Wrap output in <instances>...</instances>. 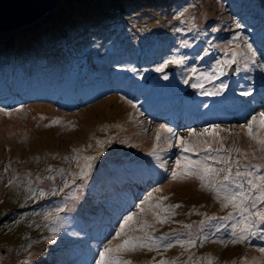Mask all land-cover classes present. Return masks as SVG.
Segmentation results:
<instances>
[{
	"label": "rangeland",
	"instance_id": "obj_1",
	"mask_svg": "<svg viewBox=\"0 0 264 264\" xmlns=\"http://www.w3.org/2000/svg\"><path fill=\"white\" fill-rule=\"evenodd\" d=\"M116 2L118 0H111V3L104 4L97 3L96 0H59V3L50 14L64 11L67 12L65 16H69L76 21L90 22L92 26L101 25L104 21L103 15L109 17L117 15L119 21L114 20L115 24L110 23L111 27L87 28L91 29L92 37L98 38L99 34H103L102 38L104 40H112L113 38L116 39V36L124 27L123 17L119 12L121 5ZM145 2L150 3L152 0H145ZM184 2L190 3L191 7L187 11H173L168 16L167 21L158 25L159 30L149 27L152 26L151 22L141 27L140 38L134 44L133 49L143 50L144 55L145 48L148 46L160 48L158 43L167 37V42L171 43L169 47L171 52L166 51L164 53L168 58L174 50L173 41L182 32L193 26L198 30L206 31V21L208 18L213 17L212 20L215 22L213 26H218L229 34L231 37L228 39L231 42H227L221 47L217 46L220 43L214 45L217 46L212 48L213 51L217 52L216 62L210 69L207 67L202 73L211 71L220 78L219 74L222 68L223 74L228 77L227 69L229 66L234 65L236 86L233 89L236 92H241L242 89H247V87L251 89V85L245 81L248 80L252 67L257 64V58L255 57L256 62L254 64L245 59L246 56L251 55L247 49L248 38L251 35L247 30H251L256 26L252 24L242 29L243 25L239 24L234 13L227 15L228 12L221 0H197V4H194L191 0ZM228 3L233 4L236 8L241 6L233 1H228ZM116 4L120 7H117ZM227 7H229L228 4ZM112 11L115 15L111 14ZM78 14L83 15L80 20L73 17ZM150 14L154 15L153 12H150ZM237 14L240 17L243 16L239 12ZM48 15L39 19L49 20L53 18V21L59 22L58 19L54 18L55 14L46 19ZM244 15L251 17V20L255 18L249 9L245 11ZM39 21L20 27L14 32L19 34L16 37L13 36V33H11L12 36L7 33L3 46L6 47L17 41L19 48H16L25 47L27 40L23 36L31 30L33 31L32 37L34 40L31 45L35 49H40L41 38L39 37L41 33L38 27L41 24L38 25ZM55 26L54 23L52 27ZM58 28V30L54 29L52 31L58 35H65L67 40L71 42V36L63 31L64 27L59 24ZM136 29L137 26H134L132 30L135 31ZM45 30V27H43V33H45ZM152 30L156 32H152ZM191 32H195V29ZM198 33L201 32L198 31ZM150 36H152L154 43L149 42ZM186 38L187 34L181 38L183 40V43H181L182 48L187 46V44H184L187 42ZM216 39L219 40V38ZM194 40L200 45L197 37ZM62 41L66 40L63 39ZM109 44L111 48L112 42ZM71 46L68 48L74 50V45ZM229 49L238 53L234 64L230 63L231 52ZM103 50H105V47L100 48V51ZM110 50L113 53V50ZM262 51H264V47ZM0 52H2L1 49ZM105 55H108V53ZM127 56V53L123 55L125 58ZM33 57L41 58L42 56L39 55V51H32L28 60L32 61ZM51 61L53 59L48 62ZM224 61H229V63L224 64ZM49 63L44 62L43 64L47 67ZM245 63L249 64L248 68L244 67ZM50 65L53 66L56 63L53 62ZM258 65L259 67L264 65V54L259 59ZM260 68L262 74H264V67ZM62 71L65 73L64 68ZM260 76L258 74L255 77L259 78ZM221 84H218L216 88L220 89ZM63 88L60 84L52 89L51 95L47 96V102H40V104L27 102L19 107H0L8 110L7 112L0 111V216L14 207L17 208L14 219L0 225V264H53L55 258L50 259V257L55 253L54 246H56L57 241H61L60 244H62V237L58 238L56 232L45 233L46 231H43L45 228H59L61 225L68 224L61 235L97 232L101 225L108 222L109 215L105 213L104 208L110 206L111 199L109 197L114 196V194H110L112 191L117 190L116 185H113V189L107 185L113 181V175L110 174L114 172V176L119 174V178L115 180L119 185L117 180L124 176L126 165L136 161L139 155L145 153H147L145 154L147 157L151 158L154 145H157L155 152L159 155H156V158L159 165L164 166L165 176L158 185L147 190L137 204L141 200H145L148 193L152 192V199L146 201V205L147 203H156L159 197L166 195L172 201L182 200L187 204L194 205L192 211L186 214H181L177 208L173 209L177 213L176 216L171 215L168 221L164 223L157 222L151 212L144 214V219L153 225L154 230L151 231V234L156 239L168 236L172 241L177 238L182 240L196 239L197 243L191 248H185L175 243L171 248L160 247L158 250L138 247L127 252L124 258L131 261V264H157L161 259L167 260L169 264H264V254L259 252V248L264 247V245L251 243L255 237L237 244L230 242L233 221H222L220 217L226 216L232 211L231 207H222L215 195L210 197L212 192L208 188H204L207 192H200L193 183L176 182L177 180L194 181L200 186V180H191L188 177L173 179L171 177L170 170L174 166L178 154L181 153V149L176 145V136L161 131V138L157 141L156 133L161 123L148 119L145 115H139L141 109L137 102L128 101L122 94L105 91L106 86L102 87L101 91H104L94 98L92 103H87L88 105H80L71 109L61 108L60 106L75 104V101L69 102L66 93L62 94L61 90ZM225 92L227 93L229 90H225ZM245 92L249 93L250 91ZM27 119H31V121L28 123ZM53 120L59 122L52 123ZM9 122L10 124L5 127ZM192 129H195V127ZM204 129L211 130V127L199 126L195 129V132L199 134ZM186 130L180 134L181 137L188 136L189 131ZM217 131L222 140L209 137L206 134L203 135L212 144L213 148L219 149L221 143L225 149L239 148L241 152L247 153L248 159L244 160V163L264 164V152L260 151L259 145L243 129L232 125L228 127L220 126ZM175 134L178 133L175 132ZM194 139L196 137H189V140ZM98 140L101 142L100 144H97ZM215 140H218L217 144H214ZM97 153H102V155H99L92 162L93 167L88 170V175L81 177L78 163L83 166L85 156H97ZM220 155H225V153L221 151ZM231 155L234 159H243L235 151ZM77 156H79V160L75 158ZM209 162L211 163V161ZM108 166L109 169H107ZM214 166L222 167L223 165L215 163ZM258 174H264V169H260ZM49 177H54V179ZM73 179H75V183L72 182ZM65 182L68 183V188H64ZM186 184H191V186L186 187ZM79 185H83V187H78ZM62 188L63 191H60ZM155 188H160L161 191L153 192ZM41 189L47 193L43 197H48L55 192L56 194L53 195H58L64 199V208L70 210L66 221L51 225L54 223L53 220L58 223L60 219L57 218L55 211L60 206L50 210L46 209L44 212H41L42 209H39L38 212L34 209L35 207H29L34 202L31 200L41 198L39 195H32V191L35 190L38 193ZM102 196L104 199H100ZM84 199H88L85 205H83ZM95 199L98 200L96 204ZM213 199L216 200V204H214ZM50 200L52 202V198L47 201ZM90 200H92V203H89ZM136 205L132 207V212L139 211ZM37 206L42 207L40 203ZM115 206L119 208L121 203L117 202ZM78 208H82V210L76 211ZM46 213H52L49 219H45ZM99 213L103 218L100 226L95 224L82 229L89 218L99 215ZM115 214H117V211ZM211 216H215L216 219L209 220L206 218ZM76 217L81 221L77 220ZM119 222L120 219L113 221V227L107 234L105 233V240L97 247L91 259V264H96L100 251L109 241H112L113 246L119 242L118 239H112L115 230L119 227ZM260 226H262V223L256 225L258 233L260 232ZM213 233L216 236H213ZM136 235L142 236L143 233L138 231ZM204 236H207L208 239L201 243L200 238ZM256 239H259L258 236ZM221 240H224L225 243H220ZM167 242L164 241V243ZM262 244H264V240H262ZM67 251L69 255H72L71 250ZM77 260L72 258L67 264H73ZM77 264H84L81 258Z\"/></svg>",
	"mask_w": 264,
	"mask_h": 264
},
{
	"label": "snow or ice",
	"instance_id": "obj_2",
	"mask_svg": "<svg viewBox=\"0 0 264 264\" xmlns=\"http://www.w3.org/2000/svg\"><path fill=\"white\" fill-rule=\"evenodd\" d=\"M239 26V25H238ZM186 43V42H185ZM247 49L251 53L250 56H246V60H250L251 63H255L256 52L252 48L251 44H247ZM231 52L230 63H236L238 53L235 50L229 49ZM184 56H176L171 60H166L164 65H161L156 70L162 71L169 63L183 64L185 62ZM224 64H228L229 61H224ZM245 68L249 67L248 63H245ZM264 67V65H260ZM193 73L196 69H191ZM220 74L222 75V68ZM202 77H206L211 80L214 79L211 74L201 73ZM167 79V77H165ZM188 81L186 80L185 83ZM203 83L192 84L193 88H203ZM221 88L226 87L221 84ZM243 95H249L248 92H244ZM0 111L7 112V109L0 108ZM58 120H53L52 123H58ZM241 129L247 130V135L259 145L260 151L264 152V112L257 115H253L251 119L247 120L245 124L239 125ZM219 125L211 126V130L204 129L201 133L197 134L194 129H190L187 137L178 136L173 132V129L165 124L159 125L156 133V140H160L161 131L171 133L176 136V145L181 149V155L177 156L174 166L170 170V175L173 179L184 178L188 176H196L201 182L202 188H208L215 193V198L220 201L221 206L224 208L231 207L226 216L220 217L222 221L232 220L231 224V240L232 244H237L250 240L252 237H257L264 240V233H258L256 225L264 222V174H258L260 169H264V164H252L244 163V160L248 159L247 153L241 152L239 148L225 149L223 144L219 149L213 148L212 144L207 140H200L198 137L207 135L213 138H220ZM189 137H196L194 140H189ZM101 142L98 140L97 144ZM170 143V142H169ZM154 145L152 154L155 155ZM221 151L225 155H220ZM237 152L243 159H234L231 153ZM205 153L201 155L199 159H193L191 153ZM102 153H97V156H85L84 165L79 167V174L81 177L88 175V170L93 167V161ZM79 160V156L75 157ZM211 161V163L209 162ZM215 163L223 165L222 167L214 166ZM235 169V170H234ZM54 179V177H49ZM75 183V179L72 181ZM67 182L64 183V188H68ZM78 187H83L79 185ZM63 191V188L60 189ZM160 188L153 189V192H160ZM47 193L43 189L37 193L32 191V195H39L43 197ZM52 194H56L53 192ZM71 195V193H69ZM153 193H148L145 200H141L136 205L138 212H129L119 222V227L115 230L113 240H119L114 246L112 241H109L107 245L99 253V259L96 264H131V261L125 259V254L138 247L149 249H159L164 247L165 249L173 247V244H179L185 248L194 247L197 243L196 239L182 240L177 238L172 241L168 236H163L160 239H156L152 236L151 231L154 230L153 225L144 219V214L151 212L155 220L159 223L167 222L171 215H174L173 209L180 207L179 204H173L165 206L161 201L166 200V196H161L157 199L155 204L147 203L152 199ZM146 205V206H145ZM62 208H57L55 211L58 214L62 211ZM52 213H46L45 219H49ZM59 218V217H57ZM209 220H215V216L206 217ZM18 222V221H17ZM203 223V221H201ZM63 226V225H61ZM223 226V225H221ZM57 229L53 228L52 231ZM219 231V229H217ZM142 232V236H137V232ZM208 237L204 236L200 238V242L203 243ZM164 241H168L164 243ZM220 243H225L221 240ZM259 252L264 254V247L259 248ZM157 264H169L165 259H161Z\"/></svg>",
	"mask_w": 264,
	"mask_h": 264
},
{
	"label": "trees",
	"instance_id": "obj_3",
	"mask_svg": "<svg viewBox=\"0 0 264 264\" xmlns=\"http://www.w3.org/2000/svg\"><path fill=\"white\" fill-rule=\"evenodd\" d=\"M114 1V0H113ZM169 0H152V2L148 3L145 2V0H118V2H116L117 4L121 5V8H119V12L121 13V16L123 17V24H125L127 26H131V24L138 22V25H140L142 27V24L144 23L143 20L145 21H149V22H158L160 19V12L157 15H152L150 14V12H155L156 8L159 6L158 3L162 2L163 4H166ZM97 3L100 4H104V3H111V0H96ZM62 3V1L60 2V4ZM99 4V5H100ZM116 4V5H117ZM117 7H120L117 5ZM147 7V8H146ZM146 8V9H145ZM152 9V10H151ZM149 11V13H147V11ZM151 10V11H150ZM80 13V12H78ZM56 15L54 18L58 19L59 22H55L53 21L54 19H49V20H45V19H40V21L38 22L40 25L38 27L39 32L41 33L40 37L41 38V48L40 49H35L34 47H32L31 43H34L33 40V31L29 30L25 33V39L27 40L25 47L23 48H19V45L17 44V41L14 42V45L9 44L8 46L4 47L3 46V41L4 38L0 37V49L2 50V52H0V72H4V68L10 69L12 68V66L16 65L17 67H20L22 70L24 69H30V67L34 64L33 62L35 61H40V62H47L49 61L50 57L49 54L50 53H59V57H57V62H56V67L55 68H48L46 70L47 74L50 75V77L52 76V74L57 73V71L55 72V69L57 68V66L59 67V65H65L68 63H72L70 65H74L76 64V62H78L79 57L78 54H75L73 52V50L69 49L68 47H70L72 44L74 45V50H81L83 47L87 46L89 43V40L87 41V37L88 35H84L83 32L87 30V28H93L96 29L100 26H110V23L115 24V22H113L114 20L119 21L117 15L113 14V11L111 12L112 15L115 16H106L103 15L104 17V21L101 25H93L90 22L87 21H76L74 19H72L69 16H65V14H67V12L64 11H58L56 13H52L49 14L46 19L51 16V15ZM61 15V16H60ZM83 15H76L73 16L74 18H76L77 20H80L81 17ZM153 16V17H151ZM129 19V20H128ZM57 20V21H58ZM56 24L55 27H52L53 24ZM59 24L61 26L64 27V33H66L68 36H71L70 38L72 39L71 42L68 41H62L63 39H67L65 37V35H58L55 34L52 30L54 29H59L58 26ZM45 25V26H44ZM43 27H45V33H43ZM80 29H77V28ZM111 27V26H110ZM90 29V30H91ZM89 30V29H88ZM56 32V31H55ZM121 32H123L125 35L128 36V32L129 30H126L124 27L121 30ZM13 33V36L16 37L17 33ZM57 33V32H56ZM130 33V32H129ZM11 35V34H9ZM12 36V35H11ZM116 39H110V42H112L113 48L114 50H117L121 47L125 46V43L129 41L128 38L126 37H122L121 35H117ZM19 38V37H17ZM38 38V39H39ZM77 39H79L77 41ZM100 40H104L103 38ZM77 42V43H76ZM58 46V47H56ZM18 47V48H16ZM62 50V51H61ZM32 51H39V55L42 56L41 58L38 57H33L32 61H29V56L30 53ZM66 52V53H70V57H65L62 53ZM130 57H133L135 59H138V61L141 59V56L139 55H131ZM117 59H122V56L119 55V57H114ZM40 91V90H39ZM90 92V89L86 88V90H84L83 95H87ZM52 198V202L47 201L48 199ZM88 199H84L83 202H86ZM31 201H34L29 207H35V210H39L42 209L41 212H44L46 209L50 210V209H54V207H58L61 206V208L63 209L62 211H60L58 214H56V216L60 217V222H55V220H53L54 223H52L51 225H55L61 223L62 221H66V217L69 216L70 210L69 209H65L64 208V199H62V197H59L58 195H50L48 197H41L39 199H33ZM40 203V205H42V207L37 206ZM85 205V203L83 204ZM57 209V208H56ZM82 209V208H81ZM36 211V212H37ZM17 212V208L14 207L13 209L9 210L8 212H5L3 215L0 216V225H3L11 220L14 219L15 214ZM39 212V211H38ZM30 214V212H29ZM68 226H60L59 230L57 232V235H61V232H63L66 227ZM54 228V227H53ZM51 228H45L43 229V231H46L45 233H52L54 231H52L53 229ZM66 247L65 244H56V246H54L55 249V253L53 254V256L50 257V259L55 258V264H62V260L64 259H58L59 256L61 255V249H64Z\"/></svg>",
	"mask_w": 264,
	"mask_h": 264
},
{
	"label": "water",
	"instance_id": "obj_4",
	"mask_svg": "<svg viewBox=\"0 0 264 264\" xmlns=\"http://www.w3.org/2000/svg\"><path fill=\"white\" fill-rule=\"evenodd\" d=\"M59 0H0V30L17 29L49 14Z\"/></svg>",
	"mask_w": 264,
	"mask_h": 264
},
{
	"label": "bare ground",
	"instance_id": "obj_5",
	"mask_svg": "<svg viewBox=\"0 0 264 264\" xmlns=\"http://www.w3.org/2000/svg\"><path fill=\"white\" fill-rule=\"evenodd\" d=\"M259 2H261V1H259ZM2 36V35H1ZM79 39H77V41H78ZM141 40V39H140ZM77 43V42H76ZM56 47H58V46H56ZM62 51V50H61ZM163 54V53H162ZM162 54H159V53H152L150 56H148L147 58H145L141 63L139 62V73L144 69V65L146 64V63H148V62H155ZM118 86V82H117V84L115 85V88L114 89H116V87ZM31 121V119H27V122L29 123ZM10 124V122L9 123H7L6 125H5V127L7 126V125H9ZM191 186V184H186V187H190ZM174 215L173 216H176V212L174 211Z\"/></svg>",
	"mask_w": 264,
	"mask_h": 264
},
{
	"label": "clouds",
	"instance_id": "obj_6",
	"mask_svg": "<svg viewBox=\"0 0 264 264\" xmlns=\"http://www.w3.org/2000/svg\"><path fill=\"white\" fill-rule=\"evenodd\" d=\"M51 13V12H50ZM49 13V14H50ZM45 17V16H44ZM11 29H9V30H0L1 32H0V37H3L4 39L7 37V33H12L11 31H10ZM8 31V32H7ZM2 35V36H1ZM11 44V43H10ZM11 45H14V44H11Z\"/></svg>",
	"mask_w": 264,
	"mask_h": 264
}]
</instances>
